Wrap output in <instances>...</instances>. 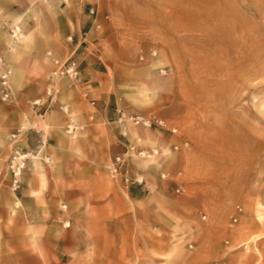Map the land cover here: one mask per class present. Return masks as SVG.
Instances as JSON below:
<instances>
[{
  "label": "rangeland",
  "instance_id": "rangeland-1",
  "mask_svg": "<svg viewBox=\"0 0 264 264\" xmlns=\"http://www.w3.org/2000/svg\"><path fill=\"white\" fill-rule=\"evenodd\" d=\"M60 1L0 27V257L13 240V264H92L95 248L122 257L99 264H264V0H66L88 18L90 87L57 72L79 53L44 20ZM101 94L141 186L111 176Z\"/></svg>",
  "mask_w": 264,
  "mask_h": 264
},
{
  "label": "crops",
  "instance_id": "crops-1",
  "mask_svg": "<svg viewBox=\"0 0 264 264\" xmlns=\"http://www.w3.org/2000/svg\"><path fill=\"white\" fill-rule=\"evenodd\" d=\"M32 0H0V27L4 23L5 17L7 19H12L13 16H20L19 14H25V9L27 10L30 2ZM66 0H61L59 2L58 10L55 12V15L52 14H46L44 16V20L51 22V23H57L60 27H62V30L64 31V35L68 39H71L73 41V52H79L77 53L76 57V64L78 67V70L80 72V76L84 77L85 81L83 82V85L85 87L92 86L91 81L93 79L97 80L98 76L102 74V71L100 68L97 67V63L95 60L87 54L85 51H80L81 44L86 40L82 37V28L83 24L88 22V18L82 13V9L78 10L77 6H73V3L71 2V6L74 8V10H69L65 8L67 6ZM70 6V5H69ZM71 26H70V25ZM64 28V29H63ZM19 31V29L17 28ZM16 32V31H14ZM88 36V34L86 35ZM19 38V36L17 35ZM85 50V49H84ZM93 55V54H92ZM108 96L105 94H101L99 96V100L95 102V100H92V103L90 105L92 106V109L94 110L93 113L89 116L90 119H95V121H98L99 118L102 120H107L108 124H112L114 126H108L107 129L109 132V138L111 139L114 146H112V150L116 151L114 155H122L125 156L127 153H125V148L127 147V142H129V138L127 137V131L126 128L123 126H117L116 122L112 118L113 115L107 112L105 108H103V105H105L108 102ZM3 116L0 114V122H2ZM108 119H113L112 122L108 121ZM116 127L119 128L118 132L113 130ZM117 136H120L117 138ZM131 196L130 198L132 200H135L136 202H141L143 199V196L141 197L140 193L132 192L129 193ZM145 197V196H144ZM17 204L20 203V201L16 198ZM136 212L139 214L141 213L140 209H136ZM18 224L12 223L11 226L8 225V229L14 230L17 228ZM99 244L98 242L95 243ZM11 248H12V254L7 256H1L0 257V264H13V263H19V245L14 244V241H11ZM115 245V244H114ZM132 246L133 244L129 243L127 246ZM98 246V245H97ZM96 247V246H95ZM15 248V252H14ZM93 249V254L91 256L92 264H99L101 261L107 260V262H120L122 261V257L117 254H109L107 257L100 256L99 253ZM137 258L134 254H132L128 257H126L125 262H134V260ZM125 259V258H124ZM141 262V261H140Z\"/></svg>",
  "mask_w": 264,
  "mask_h": 264
},
{
  "label": "built area",
  "instance_id": "built-area-1",
  "mask_svg": "<svg viewBox=\"0 0 264 264\" xmlns=\"http://www.w3.org/2000/svg\"><path fill=\"white\" fill-rule=\"evenodd\" d=\"M58 65V70L57 72L60 75H66L69 76L70 78H73L75 80H80V72L78 70L77 64L75 60H69L67 59L64 63ZM9 75V70H6L3 75L1 76V84H2V89H1V94H2V99H7L8 98V87L6 85V81ZM138 121L137 123L141 122L143 125L150 127L151 123L150 120H144L140 118H136ZM140 119V120H139ZM160 124L161 122H156ZM133 150V147L130 148ZM146 152H139V155H142L143 157L145 156ZM12 168V173L14 177L18 176V173L20 172V167L18 163L13 162V165L11 166ZM110 173L112 178L118 183L122 184L126 187L130 185L137 184L138 186H141L143 183V180L138 179L137 177L132 178L130 175V169L128 168V165L126 161L122 158V156L117 155L114 158V161L111 162V167L109 168Z\"/></svg>",
  "mask_w": 264,
  "mask_h": 264
}]
</instances>
